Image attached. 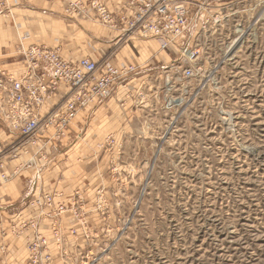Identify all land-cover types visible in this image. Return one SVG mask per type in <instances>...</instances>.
<instances>
[{
	"label": "rangeland",
	"instance_id": "obj_1",
	"mask_svg": "<svg viewBox=\"0 0 264 264\" xmlns=\"http://www.w3.org/2000/svg\"><path fill=\"white\" fill-rule=\"evenodd\" d=\"M80 1L70 10L78 21ZM87 4L91 24L75 26L79 58L135 70L72 120L69 215H38L29 200V211L1 217L0 255L22 251L9 264H264V18H239L248 29L232 47L229 20L203 38L194 24L160 50L155 39L121 32L139 0H125L117 22L107 0ZM187 46L197 49L191 61L182 56ZM132 54L141 59L126 61ZM172 64L178 70L165 69ZM188 67L189 77L181 73ZM100 105L104 130L89 131L100 127L101 115L90 124ZM6 130L9 144L16 137ZM47 150L28 146L26 163L43 161Z\"/></svg>",
	"mask_w": 264,
	"mask_h": 264
},
{
	"label": "built area",
	"instance_id": "obj_2",
	"mask_svg": "<svg viewBox=\"0 0 264 264\" xmlns=\"http://www.w3.org/2000/svg\"><path fill=\"white\" fill-rule=\"evenodd\" d=\"M121 32L125 39H154L160 50L177 44L196 24L198 35L219 32L229 20H234L229 47L243 39L247 27L239 18L256 23L264 18V0H139ZM102 14L106 16L103 10ZM106 18V17H105ZM126 26V27H125ZM24 38L14 49L15 74L0 67V121L14 134L11 143L0 144V185L12 174L1 160L13 152L27 153L28 146L43 153L61 142L75 116L86 107H93L111 95L118 82L134 72L133 66H115L107 58L93 60L82 57L69 60L57 46L30 43ZM195 47V46H194ZM196 48V47H195ZM181 49V48H180ZM197 49L188 46L182 56L191 61ZM176 68L173 64L166 67ZM18 68V69H17ZM178 70V68H176ZM184 76L192 68L181 70ZM33 162L32 159L29 163ZM63 194L43 192L32 199L31 207L42 216H61L70 211L63 204ZM72 209V195L68 202ZM50 214V215H47ZM5 246L0 241V253Z\"/></svg>",
	"mask_w": 264,
	"mask_h": 264
},
{
	"label": "crops",
	"instance_id": "obj_3",
	"mask_svg": "<svg viewBox=\"0 0 264 264\" xmlns=\"http://www.w3.org/2000/svg\"><path fill=\"white\" fill-rule=\"evenodd\" d=\"M70 1L5 0L6 18L2 19L0 17V67L3 66L2 68L7 70L15 69V62L7 60L21 38H24L22 43L25 46L30 43L43 44L49 47L57 46L62 56L66 58L75 57L73 60H76L83 56L81 43L76 40L77 31L75 26L83 23L86 25L91 24L88 20L91 21L92 8L87 4L89 0L80 1L78 3V5L81 4L79 9H84L85 13L83 12L84 19L78 21L76 14H72V11L70 12L71 6L76 3V0L75 2L72 0L71 3ZM124 4L125 0H107V9L116 22L120 18L121 10H124ZM8 12L9 16H7ZM133 43L130 45L134 46ZM127 45L132 51L131 46ZM140 55L142 54L140 53ZM137 59L140 60L141 57L132 54V57L126 61L130 62V60ZM118 60L112 61L117 64ZM121 61L125 60L122 59ZM99 107L95 109L96 111L92 115L90 124L93 125L99 122L98 115H101L100 127L90 126L89 131H97L99 129L102 132L104 130L103 125H105V122L102 118L107 111V105H100ZM82 118L83 115L80 113L75 118V121L79 122ZM66 133V138L59 144L51 145L45 152V159L39 163L37 160L32 164L26 163V160L32 156L33 152L20 153L15 160H7V157L1 159L5 162L4 168L12 174V177L8 182L0 186V227L2 225L1 217H12L17 212L25 213L29 211L25 207L26 203L39 193L60 191L63 193L65 200L69 199L72 194V121ZM9 136L10 134H8L0 121V144L6 143L7 140L5 139H9ZM64 215L68 216L69 214ZM6 252L12 256L0 255V260H2L3 264H9L13 258H17L22 253V251L13 250V248L10 251L8 247ZM0 264L2 263L0 262Z\"/></svg>",
	"mask_w": 264,
	"mask_h": 264
},
{
	"label": "bare ground",
	"instance_id": "obj_4",
	"mask_svg": "<svg viewBox=\"0 0 264 264\" xmlns=\"http://www.w3.org/2000/svg\"><path fill=\"white\" fill-rule=\"evenodd\" d=\"M12 158V157H11Z\"/></svg>",
	"mask_w": 264,
	"mask_h": 264
}]
</instances>
